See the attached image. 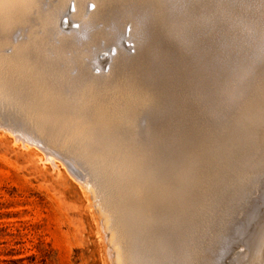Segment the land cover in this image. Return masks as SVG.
Returning <instances> with one entry per match:
<instances>
[{
  "label": "rangeland",
  "instance_id": "obj_1",
  "mask_svg": "<svg viewBox=\"0 0 264 264\" xmlns=\"http://www.w3.org/2000/svg\"><path fill=\"white\" fill-rule=\"evenodd\" d=\"M41 1H43L44 5H46V3L53 0ZM76 1L77 0H66V5L69 4L70 12L73 8V2ZM263 1L264 0H164V2L161 4L153 5L149 4L150 2H143L141 0H113L112 4L108 6V8L111 14L115 16L116 19L120 20V34L122 35L125 30L124 35L129 40H131L129 42L131 44L129 48V51L131 52L130 54H134L132 43H135L136 41V32L138 29L146 27L152 31L158 27L157 30H164V36L156 37L158 42L156 39H153V52L148 55L149 59L147 58L146 63L148 69L146 71V75H143V79L140 81V89L138 90L139 93L136 94L134 90L122 88L119 89L118 92L111 94L107 93L98 100H94L93 96H89V98L86 99L87 107H91L90 105L95 101V105L93 104V107H91L90 110L103 112L104 114L108 115L113 120V122L108 118L106 119L107 121H104L105 119H103V121H101L102 123L49 122L48 124H43L44 126H41V131L46 133V136H44L38 128L34 127L30 120L24 117L29 114H34V111L32 109L23 108L20 102L12 101L13 103H11L4 100L2 93L0 92V264H113V262L114 264H119L115 260L116 246L112 244V241H109V227H111L112 219L114 218L116 210L120 206H126L127 203H129L133 187H141L143 185V182H145V174L149 170L151 175L156 172L158 175L157 179H165V177H169V174H173L176 169L180 171V174H182L183 177H185L184 179L191 181V183L193 182L194 187L199 189L200 184L197 182V177L199 174L198 168L202 166L203 169L207 170L205 171V175L210 179V181L207 179L209 186H211L209 189L210 192L214 191L213 187L215 183L219 184L221 182V187H224V181H226L224 179H227L230 175L232 176L234 171L236 173L242 170V173L240 172V174H238L239 177L240 175L242 177L239 180V186H237L239 187L238 190L237 187L235 188L233 186L235 190L229 188V190L227 189L228 191H222L219 194L221 195L219 198L223 201H220V199L219 201L217 200L218 209L220 205L223 208L220 207V212L222 213L220 214L219 218L221 220V226L218 227L217 231L212 230L210 227L211 222L215 221L217 218L215 214L219 212V210L214 212L212 205L213 202L210 201L212 197H210V195L207 197L208 200L206 199V196L203 198V202H201V204L204 207L201 206L200 211L199 209L195 210V226L198 227L196 232L200 235L198 239V242L200 243H197V245H200L202 250H207L211 256H214L216 253L219 254V251H222L223 254L219 259L220 262L218 261L216 264H240L242 262L243 264H246L247 257H244L245 247L243 241H245V239H247L248 236L252 234V231L250 232V230L256 229L257 224L259 222L261 223V221H264V193L261 194V192H264V167H262L264 166V161H262L264 160V135H261L263 139H259L261 142L254 141L256 143L251 150L245 149L240 142V135L244 134L242 129L245 131V127L247 128L248 123H250L251 113L249 111L256 109V102L260 96H263L264 98ZM88 2L92 5V3H96V0H86V5ZM90 4L87 5V12L93 8V6L90 7ZM118 14L120 15L118 16ZM177 16L180 18V20L177 18ZM66 17L67 16H64V19H66ZM71 26H74V28L78 27V22H71ZM37 29L40 32L42 31L41 27H37ZM79 29L82 32L92 31L90 27H87L82 23H80ZM23 31L25 33L26 30H23L21 27H18L16 30L14 28L9 33L10 35L8 34V36L2 38V40L0 39V75L2 77L9 79L17 78V75H15L12 67L6 61H4V56L11 52L12 48L19 42V40L27 37L28 32L26 31L24 35ZM10 44L12 45L8 46ZM106 44H112V46H114L113 40L110 39L109 35L107 33H102L97 39L96 46L98 47ZM3 46L5 47L2 48ZM200 51L202 53H200ZM100 54L101 53H98V58L100 57ZM198 57H201V60ZM97 69L98 68L96 66L89 67L88 73L91 75L95 72L97 75L99 74L97 73ZM221 70L222 72H220ZM75 72V68L73 67L67 69V74L70 76H74ZM236 75L237 77H235ZM224 78L230 83L226 82ZM224 81L226 84H224ZM157 84H160L163 87ZM201 88L202 90H200ZM52 91V96H55V93H59L58 90L52 89ZM244 92L246 94H244ZM241 94L244 96L242 95V97ZM245 95H248L250 98ZM209 104L211 106H209ZM218 104L220 105L217 107L216 105ZM155 109H157V111ZM5 112L18 117L20 122L17 125L12 124L10 120H7L4 117L6 114ZM220 113L223 114L220 115ZM228 113L230 115H228ZM205 114H208L209 116H205ZM193 118L196 119V121L193 120ZM140 122L141 125L139 124ZM228 122H232L233 125L231 123L229 125ZM220 123L222 124L216 125ZM91 124L93 126H91ZM149 124H151V126H149ZM8 125L12 127H9ZM196 125L197 127L199 125V127L197 128ZM213 125H215V127ZM142 126L144 129H142ZM227 126L228 129L222 128ZM185 128L186 131H189L186 132ZM199 128L201 129L199 130L200 132L198 131ZM234 131L239 136H236ZM203 132L204 134L206 133L207 137H205L206 135L204 136ZM219 132L221 133L219 134ZM168 133H170L171 136ZM108 134L114 136H110ZM190 134L191 137L194 135V138L191 139L189 136ZM217 134H219V136ZM210 135L214 136L210 138ZM220 135L224 139L223 142L221 141L222 139H219L221 138ZM229 137H231V139ZM83 138L85 139L83 140ZM207 138L209 141L212 139L211 142H209ZM195 139L197 144L195 143ZM218 139L219 142H222L221 144L218 143ZM203 140H207L206 143L203 142ZM187 142L189 143L187 144ZM198 143H200V145H198ZM213 144L215 146L217 145V149L215 146H212ZM76 145L78 147H76ZM187 145H189V147H194L189 148ZM166 146L169 147V150ZM196 146L198 148H196ZM231 147H234L235 152L237 150L238 153H233L231 151L233 148ZM206 152L210 157L207 156ZM240 152L245 154L243 155ZM181 154L183 155L181 156ZM238 154L241 155V157H239ZM255 154L256 159L254 158ZM246 156H250L252 158H247ZM257 156L260 158H257ZM65 158L75 162H78L77 160H79L85 165H88L87 167L90 168L89 170H91L93 173L94 179L92 177L88 178L89 182H87V187H83V185L78 183L71 176V167H75V165L73 162L69 161V164H67L64 162V160L62 163V159ZM183 158L186 159L184 160ZM178 160L180 161V164H177ZM248 160L250 164L248 163ZM237 161L243 165L239 166L240 164L237 163ZM254 161H256L255 164L253 163ZM50 162L53 166L50 164ZM251 162L254 166L251 164ZM171 164L173 165L171 166ZM233 164L237 165L236 167L238 168H232ZM246 164L250 165L251 167H247ZM54 165H56V167ZM255 165L257 169L255 168ZM159 166H161V168L163 166V168L161 169ZM179 167L184 168V170L180 169ZM251 168L252 171H250ZM217 170L218 172H216ZM206 173L209 174L207 175ZM243 173L245 176H243ZM215 180L216 182H214ZM247 185H250V188H247L249 187ZM261 185L263 187H261ZM259 187L263 188V190ZM241 189L245 190L243 191ZM210 192L208 194H210ZM241 195L244 196L243 202L241 200ZM252 198L254 201H252ZM249 199L251 201H248ZM257 200L259 201L257 202ZM249 202L250 204H248ZM228 203L230 204L228 205ZM251 203H255L254 206H252ZM99 205L102 206L100 207ZM248 205H250V207ZM98 207H100V210ZM260 207H262V209ZM250 208L251 210H248ZM226 210L228 211L226 212ZM126 211H129V209H126ZM241 212H244L245 215ZM236 221L238 222L236 223ZM222 227H224V229ZM238 227H240L242 230H238V232H236ZM223 233L225 234L223 235ZM238 233L241 235H238ZM225 238L227 239L224 240ZM235 243H238V245L240 244L241 246H238ZM112 246L114 249H111ZM234 247L236 250H234ZM224 253L229 256L225 255ZM113 254L115 257L111 256ZM205 263H207L206 259L203 260L201 264Z\"/></svg>",
  "mask_w": 264,
  "mask_h": 264
},
{
  "label": "bare ground",
  "instance_id": "obj_2",
  "mask_svg": "<svg viewBox=\"0 0 264 264\" xmlns=\"http://www.w3.org/2000/svg\"><path fill=\"white\" fill-rule=\"evenodd\" d=\"M113 0H96V3L90 4L93 8L87 12L86 0H77L73 2L72 11H69V4L66 5V0H53L44 5L41 0H0V39L8 36V34L18 27L25 29L28 32L27 37L19 40L14 45L11 52L4 56L6 61L17 75L16 79H9L0 75V92L3 99L13 103L20 102L23 108L32 109L34 114L23 116L30 120L34 127L40 131L43 124L49 122L58 123H78V122H101L103 119H111L103 112L90 110L95 105V101L87 107L86 99L89 96H93L94 100H98L107 93L118 92L119 89L126 88L134 90L137 94L140 89V81L143 79V75H146L148 67L146 66L148 55L153 52L154 43L153 39L157 40V36H164V30H155L141 28L136 32V41L132 43L133 53L129 51L131 44L124 32L120 34V20L116 19L111 14L108 6L112 4ZM136 1V0H135ZM143 2H150L149 4L158 5L164 2V0H141ZM167 1V0H166ZM242 1V0H241ZM189 2V1H188ZM264 2V1H263ZM70 3V2H69ZM140 3V2H139ZM238 3V2H237ZM241 3V2H240ZM244 3V2H243ZM251 3V2H250ZM72 4V3H71ZM259 4V3H258ZM240 5V4H238ZM191 6V5H190ZM243 6V5H242ZM245 6V5H244ZM217 7V6H216ZM34 8V9H33ZM164 8V7H163ZM33 9V11H32ZM186 9V8H185ZM245 9V8H244ZM117 10V9H116ZM179 10V9H178ZM194 11V10H193ZM243 11V10H241ZM240 11V12H241ZM115 12V11H114ZM121 12V11H119ZM180 12V11H179ZM245 12V11H244ZM255 12V11H254ZM258 13V12H256ZM34 14V15H33ZM115 14V13H114ZM173 14V13H172ZM180 14V13H179ZM188 14V13H187ZM193 14V13H192ZM241 14V13H240ZM120 14H118L119 16ZM242 15V14H241ZM246 15V14H245ZM260 15V14H259ZM64 16H67L64 19ZM173 16V15H172ZM185 16V15H184ZM236 16V15H235ZM252 16V14H251ZM257 16V15H256ZM181 17V16H180ZM63 18V19H62ZM178 18V16H177ZM224 18V17H223ZM257 18V17H256ZM255 18V19H256ZM180 20V18H178ZM177 19V20H178ZM191 19V18H190ZM261 19V18H260ZM63 20V21H62ZM123 20V19H122ZM129 21V20H128ZM213 21V20H212ZM252 21V20H251ZM250 21V22H251ZM258 21V20H257ZM71 22H78V27L71 26ZM90 27L91 32H82L79 29L80 23ZM179 22V21H178ZM177 22V23H178ZM201 22V20H200ZM128 23V22H127ZM126 23V25H127ZM197 23V22H196ZM259 23V22H258ZM179 24V23H178ZM177 24V25H178ZM195 24V23H194ZM253 24V23H252ZM197 25V24H196ZM211 25V24H210ZM221 25V24H220ZM77 26V25H76ZM193 26V25H192ZM250 26V25H248ZM37 27H41L42 31H38ZM124 27V26H123ZM129 27V26H128ZM191 27V26H189ZM228 27V26H227ZM67 28V29H66ZM82 28V27H81ZM166 28V27H165ZM172 28V27H171ZM206 28V27H205ZM214 28V27H213ZM226 28V27H225ZM126 29V28H125ZM191 29V28H190ZM206 30V29H205ZM212 30V28H211ZM25 31V33H26ZM128 31V29H127ZM204 31V30H203ZM185 32V31H184ZM221 32V31H219ZM15 33V32H14ZM24 33V31H23ZM24 33V35H25ZM102 33H107L112 44L96 46L97 39ZM167 33V32H166ZM190 33V32H189ZM223 33V32H222ZM196 34V33H195ZM207 34V33H206ZM262 34V33H261ZM260 34V35H261ZM10 35V34H9ZM20 35V34H19ZM180 35V34H179ZM188 35V34H187ZM192 35V34H191ZM190 35V36H191ZM194 35V34H193ZM198 35V34H197ZM189 36V39H190ZM13 37V36H12ZM23 37V36H22ZM222 37V36H221ZM241 37V36H240ZM171 38V37H170ZM9 39V38H8ZM162 39V38H161ZM192 39V38H191ZM206 39V38H205ZM228 39V38H227ZM14 40V39H13ZM165 40V39H164ZM194 40V39H193ZM200 40V39H199ZM5 41V40H4ZM14 42V41H13ZM158 42V40H157ZM195 42V41H194ZM193 42V43H194ZM222 42V41H221ZM260 42V41H259ZM2 43V41H1ZM103 43V42H102ZM166 43V42H165ZM215 43V42H214ZM218 43V42H217ZM175 44V43H174ZM219 44V43H218ZM223 44V42H222ZM226 44V43H225ZM233 44V43H232ZM5 45V44H4ZM12 44L8 45L11 46ZM156 45V44H155ZM173 45V44H172ZM182 45V43H181ZM257 45V44H256ZM6 46V45H5ZM3 46L2 48H4ZM170 46V45H169ZM177 46V45H176ZM186 46V45H185ZM220 46V45H219ZM216 47V46H215ZM222 47V45H221ZM229 47V46H228ZM263 47V46H262ZM261 47V48H262ZM7 48V47H6ZM196 48V47H195ZM220 48V47H218ZM9 49V48H8ZM211 50V49H210ZM248 50V49H247ZM80 51V53H79ZM206 51V49H205ZM216 51V50H215ZM224 51V50H223ZM241 51V50H240ZM174 52V50H173ZM177 52V51H176ZM208 52V51H207ZM210 52V51H209ZM219 52V51H218ZM96 53V54H95ZM98 53H101L98 58ZM164 53V52H163ZM162 53V54H163ZM187 53V52H186ZM189 53V52H188ZM200 53H202L200 51ZM232 53V52H231ZM239 53V52H238ZM252 53V52H251ZM261 53V52H260ZM95 54V58H94ZM174 54V53H173ZM211 54V53H210ZM170 55V54H169ZM198 55V54H197ZM201 55V54H199ZM212 55V54H211ZM204 56V55H203ZM260 56V55H259ZM86 57V58H85ZM152 57V56H151ZM159 57V56H158ZM173 57V56H172ZM241 57V55H240ZM244 57V56H243ZM160 58V57H159ZM162 58V57H161ZM199 58V57H198ZM201 58V57H200ZM199 58V59H200ZM210 58V56H209ZM229 58V57H228ZM238 58V56H237ZM149 59V58H148ZM152 59V58H151ZM173 59V58H172ZM197 59V58H196ZM214 59V58H213ZM224 59V58H223ZM230 59V58H229ZM248 59V58H247ZM195 60V59H193ZM201 60V59H200ZM227 60V59H225ZM236 60V59H235ZM183 61V60H182ZM203 61V59H202ZM166 62V61H165ZM199 62V61H197ZM250 62V61H249ZM154 63V62H153ZM152 63V64H153ZM202 63V62H201ZM225 63V62H224ZM4 64V63H3ZM151 64V63H150ZM177 64V63H176ZM205 64V63H204ZM221 65V64H220ZM240 65V64H239ZM8 66V65H7ZM96 66L99 74L88 73L89 67ZM171 66V65H170ZM218 66V65H217ZM75 68V75L70 76L67 74V69ZM212 68V67H211ZM238 68V67H237ZM256 68V67H255ZM156 69V68H155ZM166 69V68H165ZM164 69V70H165ZM249 69V68H248ZM252 69V68H251ZM217 70V69H216ZM240 70V69H239ZM250 70V69H249ZM93 71V70H92ZM154 71V70H153ZM244 71V70H243ZM7 72V71H6ZM171 72V71H170ZM222 72V70L220 71ZM234 72V71H233ZM4 73V72H3ZM212 73V72H210ZM246 73V72H245ZM249 73V72H248ZM247 73V74H248ZM262 73V72H261ZM260 73V74H261ZM264 73V72H263ZM6 74V73H4ZM3 74V75H4ZM160 74V73H159ZM195 74V73H194ZM256 74V73H255ZM213 75V74H212ZM235 75V74H234ZM249 75V74H248ZM247 76V75H246ZM150 77V75H149ZM176 77V76H175ZM233 77V76H232ZM237 77V75L235 76ZM249 77V76H248ZM254 77V76H252ZM251 77V79H252ZM153 78V77H152ZM179 78V77H178ZM241 78V77H240ZM246 78V77H245ZM225 79V78H224ZM255 79V78H254ZM213 80V79H212ZM215 80V79H214ZM217 80V79H216ZM220 80V79H219ZM226 82L227 79H225ZM243 80V79H242ZM249 80V79H247ZM257 80V79H256ZM155 81V80H154ZM246 81V80H244ZM252 81V80H251ZM143 82V81H142ZM215 82V81H214ZM225 82V81H224ZM226 82L224 84H226ZM249 82V81H248ZM253 82V81H252ZM158 83V82H157ZM218 83V82H217ZM230 83V82H228ZM232 83V82H231ZM255 83V82H254ZM257 83V81H256ZM169 84V83H168ZM172 84V83H171ZM247 84V83H246ZM260 84V83H258ZM160 85V84H157ZM167 85V84H166ZM210 85V84H209ZM238 85V84H237ZM236 85V87H237ZM243 85V84H242ZM250 85V83H249ZM161 86V85H160ZM205 86V85H204ZM235 86V85H234ZM248 86V85H247ZM256 86V85H255ZM262 86V85H261ZM163 87V86H161ZM213 87V86H212ZM165 88V87H164ZM220 88V87H219ZM238 88V87H237ZM262 88V87H261ZM52 89L58 90L59 93H55L52 96ZM163 89V88H162ZM204 89V88H203ZM206 89V88H205ZM142 90V89H141ZM202 90V88L200 89ZM224 90V89H223ZM258 90V88H257ZM156 91V90H155ZM207 91V90H206ZM213 91V90H212ZM225 91V90H224ZM240 91V90H239ZM245 91V90H244ZM52 92V93H51ZM146 92V91H145ZM154 92V91H153ZM166 92V91H165ZM208 92V91H207ZM211 92V91H210ZM228 92V91H227ZM246 92V91H245ZM244 92V94H246ZM259 92V90H258ZM257 92V93H258ZM147 93V92H146ZM202 93V91H201ZM233 93V92H232ZM231 93V94H232ZM243 93V91H242ZM256 93V92H255ZM211 94V93H210ZM230 94V95H231ZM249 94V93H248ZM253 94V93H252ZM251 94V95H252ZM188 95V94H187ZM204 95V94H202ZM201 95V96H202ZM214 95V94H213ZM229 95V94H228ZM233 95V94H232ZM243 94H241L242 96ZM250 95V94H249ZM1 96V97H2ZM200 96V97H201ZM205 96V95H204ZM218 96V94H217ZM240 96V95H239ZM244 96V95H243ZM242 96V97H243ZM248 97V95H245ZM253 96V95H252ZM225 97V96H224ZM236 97V96H235ZM146 98V97H145ZM203 98V97H202ZM217 98V97H216ZM250 98V97H248ZM247 98V99H248ZM252 98V97H251ZM159 99V98H158ZM164 99V98H163ZM197 99V97H196ZM207 99V98H206ZM220 99V98H219ZM218 99V100H219ZM229 99V98H228ZM245 99V97H244ZM243 99V100H244ZM201 100V99H200ZM205 100V99H203ZM216 100V99H215ZM217 100V101H218ZM242 100V98H241ZM240 100V101H241ZM13 101V102H12ZM127 101V100H126ZM222 101V100H221ZM231 101V100H230ZM235 101V100H232ZM238 101V100H237ZM3 102V101H2ZM1 102V103H2ZM167 102V101H166ZM209 102V101H208ZM248 102V101H247ZM148 103V102H147ZM192 103V102H191ZM201 104L200 102H198ZM205 103V102H203ZM213 103V102H211ZM210 103V104H211ZM217 103V102H216ZM222 103V102H221ZM232 103V102H231ZM244 103V102H243ZM256 109L249 111L251 113L250 123L248 127H245L244 134L240 135L241 145L245 149H252L256 142L260 141L261 135H264V98L260 96L256 102ZM17 104V103H16ZM19 104V103H18ZM196 104V103H195ZM209 104V106H211ZM242 104V103H241ZM240 104V105H241ZM246 104V103H244ZM156 105V104H155ZM159 105V104H158ZM220 104L216 105L217 107ZM237 105V104H236ZM20 106V105H19ZM141 106V105H140ZM167 106V105H166ZM171 106V105H170ZM198 106V105H197ZM204 106V105H202ZM201 106V108H202ZM242 106V105H241ZM3 107V106H2ZM205 107V106H204ZM214 107V106H213ZM216 107V109H217ZM225 107V106H224ZM223 107V108H224ZM229 107V106H228ZM250 107V106H249ZM12 108V107H11ZM169 108V107H168ZM226 108V107H225ZM237 108V107H236ZM241 108V107H240ZM251 108V107H250ZM208 109V107H207ZM210 109V108H209ZM215 109V112H216ZM234 109V107H233ZM243 109V107H242ZM23 110V109H22ZM157 111V109H155ZM191 110V109H190ZM224 110V109H223ZM239 110V109H237ZM236 110V111H237ZM28 111V110H27ZM155 111V113H156ZM188 111V109H187ZM209 111V110H208ZM206 111V112H208ZM228 111V110H227ZM234 111V110H233ZM243 111V110H242ZM8 112V111H7ZM148 112V111H147ZM196 112V111H195ZM203 112V111H202ZM6 113V112H5ZM10 113V112H9ZM158 113V112H157ZM246 113V112H245ZM25 114V113H24ZM209 114V113H208ZM208 114H205L207 116ZM214 114V113H213ZM223 113H220L222 115ZM240 114V112H239ZM243 114V112H242ZM184 115V114H183ZM228 115H230L228 113ZM140 116V115H139ZM182 116V115H181ZM209 116V115H208ZM214 116V115H213ZM247 116V115H246ZM4 117L10 120L12 124L17 125L20 121L18 117L11 114H5ZM122 117V116H121ZM154 117V116H153ZM188 117V116H186ZM184 117L185 119H187ZM220 117V116H219ZM228 117V116H227ZM146 118V117H145ZM150 118V117H149ZM179 118V117H177ZM183 118V119H184ZM206 118V117H205ZM204 118V119H205ZM212 118V117H211ZM223 118V117H222ZM234 118V116H233ZM23 119V118H21ZM131 119V118H130ZM241 119V118H240ZM112 120V119H111ZM154 120V119H153ZM196 121V119L193 118ZM192 120V121H193ZM208 120V119H207ZM222 120V119H221ZM225 120V119H224ZM227 120V119H226ZM248 120V119H247ZM141 121V120H140ZM144 121V120H143ZM150 121V120H149ZM223 121V120H222ZM232 121V120H231ZM235 121V120H234ZM240 121V120H239ZM110 122V121H109ZM113 122V120H112ZM124 122V121H123ZM151 122V121H150ZM194 122V121H193ZM211 122V121H210ZM224 122V121H223ZM227 122V121H225ZM233 122V121H232ZM232 122H230L232 124ZM236 122V121H235ZM102 123V122H101ZM105 123V122H103ZM111 123V122H110ZM128 123V122H127ZM175 123V121H174ZM217 123V122H216ZM229 123V122H228ZM229 123V125H230ZM241 123V122H240ZM263 123V124H261ZM88 124V123H87ZM141 125V122L139 123ZM195 124V123H194ZM212 124V123H210ZM216 124V125H221ZM247 124V123H246ZM245 124V126H246ZM99 125V124H98ZM109 125V123H108ZM148 125V123H147ZM200 125V124H199ZM198 125V127H199ZM205 125V123H204ZM209 125V122H208ZM227 125V124H226ZM233 125V124H232ZM235 125V124H234ZM4 126V125H3ZM9 126V125H8ZM91 126H93L91 124ZM114 126V125H113ZM146 126V125H145ZM151 126V124H149ZM192 126V125H191ZM202 126V125H201ZM200 126V127H201ZM215 127V125H213ZM224 126V125H223ZM238 126V125H237ZM236 126V127H237ZM243 126V124H242ZM263 126V128H262ZM6 127V126H4ZM12 127V126H9ZM81 127V126H80ZM111 127V125H110ZM143 127V126H142ZM141 127V128H142ZM177 127V126H176ZM197 127V125H196ZM197 127V128H198ZM207 127V126H206ZM234 127V126H233ZM90 128V127H89ZM134 128V127H133ZM149 128V127H148ZM220 128V127H219ZM223 129L227 127H222ZM231 128V126H230ZM239 128V127H238ZM241 128V127H240ZM3 129V128H2ZM8 129V127H7ZM16 129V128H15ZM14 129V130H15ZM86 129V128H85ZM95 129V128H94ZM144 129V127L142 128ZM174 129V128H173ZM176 129V128H175ZM195 129V128H194ZM203 129V127H202ZM205 129V128H204ZM209 129V128H208ZM212 129V125H211ZM232 129V128H231ZM96 130V129H95ZM102 130V129H100ZM106 130V129H105ZM139 130V128H138ZM177 130V129H176ZM184 130V129H182ZM201 130L200 128L198 131ZM215 130V128H214ZM220 130V129H218ZM11 131V130H10ZM114 131V130H113ZM112 131V133H113ZM133 131V130H132ZM147 131V129H146ZM186 131V128H185ZM189 131V130H188ZM186 131V132H188ZM207 131V130H206ZM205 131V132H206ZM224 131V130H223ZM241 131V130H240ZM15 132V131H14ZM18 132V131H17ZM20 132V131H19ZM44 136L46 133L41 131ZM77 132V131H76ZM109 132V131H108ZM136 132V131H135ZM149 132V131H148ZM173 132V130H172ZM200 132V131H199ZM208 132V131H207ZM222 132V131H221ZM219 132V134L221 133ZM235 132V131H234ZM90 133V132H89ZM111 133V132H110ZM115 133V132H114ZM117 133V132H116ZM191 133V132H190ZM223 133V132H222ZM233 133V132H232ZM15 134V133H14ZM67 134V133H66ZM72 134V133H71ZM95 134V132H94ZM127 134V133H126ZM129 134V133H128ZM170 134V133H168ZM177 134V133H176ZM184 134V132H183ZM199 134V133H198ZM204 134V132H203ZM202 134V135H203ZM219 134H217L219 136ZM229 134V133H228ZM236 134V132H235ZM17 135V134H16ZM15 135V136H16ZM22 135V134H20ZM104 135V134H103ZM102 135V136H103ZM110 135V134H108ZM175 135V134H174ZM186 135V133H185ZM188 135V134H187ZM196 135V134H195ZM206 133L204 134V136ZM212 135V134H211ZM210 135V136H211ZM216 135V136H217ZM231 135V133H230ZM234 135V134H233ZM18 136V135H17ZM105 136V135H104ZM114 136V135H110ZM118 136V135H117ZM137 136V135H135ZM171 136V134H170ZM179 136V135H177ZM190 138L191 134L189 135ZM188 136V137H189ZM208 136V137H210ZM214 136V135H213ZM211 136L210 138H212ZM215 136V137H216ZM228 136V135H227ZM236 136H239L236 134ZM20 137V136H19ZM73 137V136H72ZM87 137V135H86ZM95 137V136H94ZM106 137V136H105ZM109 137V136H108ZM116 137V136H115ZM199 137V136H198ZM201 137V135H200ZM207 137V135L205 136ZM203 137V138H205ZM221 137V135H220ZM15 138V137H14ZM18 138V137H17ZM22 138V137H21ZM20 138V140H21ZM99 138V137H98ZM112 138V137H110ZM117 138V137H116ZM115 138V140H116ZM140 138V137H139ZM142 138V137H141ZM145 138V137H144ZM165 138V137H164ZM178 138V137H177ZM189 138V139H190ZM225 138V137H224ZM231 139V137H229ZM261 138V139H260ZM78 139V138H77ZM85 138H83L84 140ZM97 139V138H96ZM114 139V138H112ZM175 139V138H174ZM187 139V138H186ZM201 139V138H200ZM214 139V138H213ZM221 141L223 142V138ZM218 143H222L219 142ZM260 139V140H259ZM15 140V139H14ZM18 140V139H17ZM79 140V139H78ZM166 140V139H165ZM182 140V139H179ZM208 140V138H207ZM207 140H203L206 143ZM212 140V139H211ZM211 140L209 142H211ZM226 140V138H225ZM235 140V139H234ZM237 140V139H236ZM22 141V140H21ZM20 141V142H21ZM86 141V140H85ZM84 141V142H85ZM94 141V140H93ZM99 141V140H98ZM103 141V140H102ZM101 141V143H102ZM110 141V140H109ZM118 141V140H117ZM145 141V140H144ZM162 141V140H161ZM164 141V140H163ZM176 141V139H175ZM182 142V141H181ZM180 142V143H181ZM193 142V141H189ZM187 142V144L189 143ZM214 142V141H213ZM212 142V143H213ZM261 142V141H260ZM264 142V140H263ZM26 143V142H25ZM78 143V142H76ZM90 143V142H89ZM93 143V142H92ZM99 143V142H98ZM107 143V142H106ZM104 143V144H106ZM119 143V142H118ZM168 143V142H165ZM195 143L196 139H195ZM194 143V144H195ZM85 144V143H84ZM83 144V146H84ZM94 144V143H93ZM103 144V143H102ZM113 144V143H112ZM154 144V143H153ZM182 144V143H181ZM208 144V143H207ZM215 144V143H214ZM212 145L213 147L215 145ZM232 144V143H231ZM234 144V143H233ZM237 144V142H236ZM235 144V145H236ZM259 144V143H258ZM23 145V144H22ZM30 145V144H29ZM66 145V144H65ZM108 145V144H107ZM116 145V144H114ZM169 145V144H168ZM173 145V144H172ZM171 147L173 148V146ZM183 145V144H182ZM200 145V143H198ZM209 145V144H208ZM219 145V144H218ZM229 146L228 144H226ZM240 145V144H239ZM264 145V144H263ZM97 146V145H96ZM109 146V145H108ZM122 146V145H121ZM163 146V145H162ZM165 146V145H164ZM185 146V145H184ZM189 147V145H187ZM211 146V147H212ZM217 146V145H216ZM215 146V148H216ZM226 146V147H227ZM259 146V145H258ZM257 146V147H258ZM76 147H78L76 145ZM81 147V146H80ZM102 147V146H101ZM113 147V146H112ZM111 147V148H112ZM167 147V146H166ZM170 147V148H171ZM182 147V146H180ZM187 147V148H188ZM194 147V146H193ZM189 147V148H193ZM220 147V145H219ZM235 147V146H234ZM234 147H231V151L236 154ZM242 147V146H241ZM68 148V147H67ZM86 148V147H85ZM89 148V147H88ZM110 148V147H109ZM114 148V147H113ZM127 148V147H126ZM185 148V147H184ZM196 148H198L196 146ZM202 148V147H201ZM223 148V147H221ZM263 148V146H262ZM261 148V149H262ZM76 149V148H75ZM97 149V148H96ZM103 149V147H102ZM163 149V148H161ZM169 150V147H167ZM183 149V148H182ZM213 149V148H212ZM217 149V148H216ZM220 149V148H219ZM225 149V148H223ZM227 149V148H226ZM229 149V151H230ZM244 149V151H245ZM256 149V148H255ZM258 149V148H257ZM260 149V148H259ZM44 150V149H43ZM165 150V149H164ZM184 150V149H183ZM182 150V151H183ZM192 150V149H190ZM189 150V152H190ZM196 150V149H195ZM201 150V149H200ZM47 151V150H46ZM177 151V150H176ZM181 151V150H179ZM178 151V153H179ZM185 151V150H184ZM198 151V150H197ZM228 151V150H227ZM226 151V152H227ZM188 152V151H187ZM186 152V153H187ZM188 152V153H189ZM246 152V151H245ZM250 152V151H249ZM253 152V151H251ZM45 153V152H44ZM81 153V152H80ZM94 153V152H93ZM177 153V152H176ZM181 153V152H180ZM187 153V154H188ZM191 153V152H190ZM207 153V152H206ZM205 153V154H206ZM216 153V152H215ZM238 153V152H237ZM241 153V152H240ZM239 153V154H240ZM185 154V153H184ZM212 154V153H211ZM218 154V153H217ZM232 154V153H231ZM238 154V155H239ZM243 154V152L241 153ZM245 154V153H244ZM243 154V155H244ZM117 155V154H116ZM162 155V154H161ZM174 155V153H173ZM183 154H181L182 156ZM215 155V154H214ZM220 155V154H219ZM226 155V154H225ZM224 155V156H225ZM228 155V154H227ZM247 155V154H246ZM249 155V154H248ZM260 155V154H258ZM263 155V154H262ZM49 156V155H48ZM178 156V155H177ZM189 156V155H188ZM208 156V153H207ZM229 156V155H228ZM162 157V156H161ZM168 157V155H167ZM166 157V158H167ZM187 157V156H186ZM204 157V156H203ZM210 157V156H208ZM231 157V156H230ZM238 157V156H237ZM241 157V155H239ZM243 157V156H242ZM247 158L250 156H246ZM45 158V157H44ZM56 158V157H55ZM119 158V157H118ZM165 158V157H164ZM172 158V156H171ZM188 158V157H187ZM193 158V157H192ZM197 158V157H196ZM228 158V157H226ZM234 158V157H233ZM244 158V157H243ZM252 158V157H250ZM249 158V159H250ZM256 159V154L254 156ZM257 158H260L257 156ZM262 158V157H261ZM62 159L65 163L73 162L75 167H71V176L83 187H87L88 178L94 175L89 170L87 164L77 160L78 162L71 161L69 159ZM184 160L186 158H183ZM190 159V158H189ZM212 159V158H210ZM216 159V157H215ZM214 159V161H215ZM225 159V158H224ZM230 159V158H229ZM238 159V158H236ZM254 159V160H255ZM264 159V158H263ZM52 160V159H51ZM50 160V161H51ZM61 160V159H60ZM59 160V161H60ZM119 160V159H118ZM121 160V159H120ZM172 160V159H171ZM206 160V159H205ZM220 160V159H219ZM223 160V159H222ZM227 160V159H225ZM232 160V159H231ZM244 160V159H243ZM251 160V159H250ZM49 161V160H48ZM69 161V162H68ZM165 161V160H164ZM179 161V160H178ZM180 164V161L178 162ZM191 161V160H189ZM196 161V160H195ZM194 161V162H195ZM217 161V160H216ZM233 161V160H232ZM246 161V160H245ZM252 161V160H251ZM257 161V160H256ZM256 161L253 163L255 164ZM260 161V160H258ZM264 161V160H262ZM176 162V160H175ZM197 162V161H196ZM209 162V161H207ZM228 162V161H227ZM234 162V161H233ZM243 162V161H242ZM160 163V162H159ZM170 163V162H169ZM184 163V162H183ZM198 163V162H197ZM201 163V162H200ZM226 163V162H225ZM237 163H239L237 161ZM249 163V160H248ZM251 162V164L253 165ZM51 164V162H50ZM55 164V163H53ZM66 164V165H67ZM72 164V163H71ZM162 164V163H161ZM229 164V162H228ZM227 164V165H228ZM236 164V163H235ZM233 164L234 169L238 168ZM240 164V163H239ZM238 164V165H239ZM250 164V163H249ZM261 164V163H260ZM264 164V162H263ZM52 165V164H51ZM71 165V166H74ZM164 165V164H163ZM170 165V164H169ZM173 164H171L172 166ZM175 165V164H174ZM184 165V164H183ZM189 165V164H188ZM196 165V164H195ZM199 165V164H198ZM220 165V164H219ZM224 165V164H223ZM240 164L239 166H242ZM247 167L250 165L246 164ZM53 166V165H52ZM56 167V165H54ZM68 166V165H67ZM149 166V165H148ZM170 166V167H171ZM202 166V165H201ZM230 166V165H229ZM232 166V165H231ZM254 166V165H253ZM259 166V165H257ZM161 168V166H159ZM168 167V166H167ZM203 167V166H202ZM202 167L198 168L199 174L197 182L200 184V188L194 187V183L184 179L185 177L180 174V171L175 169L173 174H169V177L165 179H157L158 175L154 172L152 175L150 170L145 174V182L141 187L134 186L131 193V199L126 206H120L112 219L109 241L116 246V261L120 264H201L203 260H207L205 264H216L222 256V251L219 254L216 253L211 256L207 250H202L198 242L200 237L197 233V226H195V210L203 206V198L210 195L213 202L214 212L218 211L215 216V221L211 222L210 227L212 230L217 231L220 227V207L218 209L219 195L222 191L226 192L229 188L234 189L239 186V180L242 177L238 174L240 172H233L232 176L224 179L225 185L221 187V182L215 183L213 189L210 192L208 180L209 177L205 175L206 169ZM210 167V166H209ZM213 167V166H212ZM224 167V166H222ZM244 167V166H243ZM251 167V166H250ZM264 167V166H262ZM101 168V167H100ZM163 168V166H162ZM161 168V169H162ZM169 168V167H168ZM180 169L181 168L179 167ZM220 168V167H219ZM255 168L257 169L256 165ZM254 168V169H255ZM260 168V167H259ZM189 169V168H188ZM187 169V170H188ZM194 169V168H193ZM192 169V171H193ZM217 169V168H216ZM255 169V171H256ZM102 170V169H101ZM105 170V169H104ZM125 170V169H124ZM167 170V169H165ZM173 170V169H172ZM190 170V169H189ZM246 170V167H245ZM249 170V169H248ZM164 171V170H163ZM162 171V172H163ZM191 171V170H190ZM221 171V170H220ZM226 171V170H225ZM231 171V170H230ZM244 171V170H243ZM252 171V168L250 169ZM70 172V169H69ZM101 172V171H100ZM99 172V173H100ZM161 172V170H160ZM214 172V170H213ZM218 172V170L216 171ZM223 172V171H222ZM231 172V173H232ZM165 173V172H163ZM190 173V172H189ZM196 173V172H195ZM242 173V172H241ZM246 173V172H245ZM259 173V172H258ZM187 174V173H186ZM207 175L209 173H206ZM218 174V173H217ZM244 174V173H243ZM160 175V174H159ZM163 175V174H162ZM166 175V174H164ZM214 175V174H213ZM222 175V174H221ZM226 175V174H225ZM229 175V174H228ZM245 176V174L243 175ZM160 177V176H159ZM193 177V176H192ZM208 177V178H207ZM226 177V176H225ZM239 177V179H238ZM250 177V176H249ZM113 178V177H112ZM194 178V177H193ZM246 178V177H245ZM252 178V177H251ZM196 179V178H195ZM193 179V180H195ZM208 179V180H207ZM255 179V178H254ZM192 180V181H193ZM248 181V180H245ZM260 181V180H259ZM216 182V180L214 181ZM253 182V181H250ZM223 183V182H222ZM263 183V182H262ZM118 184V183H116ZM214 184V183H213ZM212 184V185H213ZM260 185V184H259ZM258 185V186H259ZM245 186V185H244ZM250 188V185H247ZM264 186V183H263ZM261 185V187H263ZM120 187V186H119ZM246 187V186H245ZM241 187V188H245ZM116 188V187H115ZM123 188V187H122ZM239 187H237L238 190ZM257 188V187H256ZM260 188V187H259ZM258 188V189H259ZM93 189V188H91ZM212 189V190H213ZM228 189V190H227ZM263 190V188H260ZM259 189V190H260ZM201 190V191H200ZM235 190V189H234ZM240 190V189H239ZM245 190V189H241ZM257 190V189H256ZM261 190V191H262ZM87 191V190H86ZM116 191V190H115ZM231 191V190H230ZM247 191V190H246ZM210 192V194H208ZM233 192V191H231ZM241 192V191H240ZM239 192V193H240ZM251 192V191H250ZM259 192V191H258ZM93 193V192H92ZM104 193V192H103ZM109 193V192H108ZM228 193V192H227ZM260 193V192H259ZM264 192H261V194ZM206 194V195H204ZM224 194V193H223ZM242 194V192H241ZM253 194V193H252ZM256 194V193H255ZM91 195V194H90ZM219 195V196H218ZM259 195V194H258ZM264 195V194H263ZM227 196V195H226ZM242 202L243 197L242 196ZM252 197V196H251ZM93 198V194H92ZM114 198V197H113ZM223 198V196H222ZM227 198V197H225ZM240 198V197H239ZM96 199V198H95ZM229 199V198H228ZM227 199V200H228ZM232 199V197H231ZM246 199V197H245ZM259 199V198H258ZM122 200V199H121ZM208 200V199H207ZM226 200V201H227ZM97 201V200H95ZM100 201V200H99ZM123 201V200H122ZM220 201H223L220 199ZM248 201H251L250 199ZM247 201V202H248ZM252 201L253 198H252ZM259 200H257L258 202ZM94 202V201H93ZM98 202V201H97ZM96 202V204H97ZM102 202V201H101ZM113 202V201H112ZM127 202V201H126ZM207 202V201H205ZM235 202V201H233ZM232 202V203H233ZM246 202V201H245ZM256 202V203H257ZM114 203V202H113ZM120 203V202H119ZM117 203V204H119ZM227 203V202H226ZM237 203V202H236ZM205 204V203H204ZM210 204V203H209ZM215 204V205H214ZM230 203H228L229 205ZM246 204V203H245ZM250 204V202L248 203ZM255 204V203H254ZM254 204L251 203L252 206ZM263 204V203H262ZM94 205V204H93ZM257 205V204H256ZM100 206V205H99ZM102 206V205H101ZM100 206V207H101ZM115 206V205H114ZM234 206V205H232ZM231 206V207H232ZM250 207V205H248ZM251 206V207H252ZM100 207L98 209L100 210ZM204 207V206H203ZM217 207V208H216ZM235 207V206H234ZM233 207V209H234ZM104 208V207H103ZM206 208V207H205ZM223 208V207H221ZM262 209V207H260ZM96 209V208H95ZM129 209V211H126ZM212 209V208H211ZM204 210V209H203ZM225 210V209H224ZM223 210V211H224ZM230 210V209H229ZM248 210H251L248 209ZM260 210V209H259ZM104 211V210H103ZM102 211V212H103ZM111 211V209H110ZM109 211V212H110ZM228 210H226L227 212ZM100 212V211H99ZM107 212V211H106ZM197 212V211H196ZM203 212V211H202ZM212 212V211H211ZM225 212V211H224ZM245 212V211H244ZM244 212L242 214H244ZM104 213V212H103ZM198 213V212H197ZM201 213V212H200ZM247 213V210H246ZM252 213V212H251ZM102 214V213H101ZM99 214V215H101ZM211 214V213H210ZM209 214V215H210ZM227 214V213H226ZM225 214V215H226ZM233 214V213H232ZM98 215V216H99ZM200 215V214H199ZM198 215V216H199ZM203 215V214H202ZM245 215V214H244ZM227 216V215H226ZM243 216V215H240ZM251 216V215H250ZM99 218V217H98ZM107 218V217H106ZM105 218V219H106ZM245 218V216H244ZM206 219V218H205ZM212 219V218H211ZM247 219V215H246ZM244 220V219H243ZM261 220V219H260ZM264 220V219H263ZM106 221V220H105ZM248 221V220H247ZM203 222V219H202ZM205 222V221H204ZM233 222V221H232ZM238 221H236L237 223ZM240 222V219H239ZM242 222V221H241ZM249 222V221H248ZM105 223V222H104ZM231 223V222H230ZM240 224V223H239ZM242 224V223H241ZM203 225V224H202ZM206 225V224H205ZM231 225V224H230ZM238 225V224H237ZM245 225V224H244ZM199 226V225H198ZM239 226V225H238ZM242 226V225H240ZM256 226V225H254ZM204 227V226H203ZM245 227V226H244ZM243 227V228H244ZM200 228V227H199ZM202 228V227H201ZM224 229V227H222ZM231 228V227H230ZM236 228V227H235ZM222 229V231H223ZM229 229V228H228ZM108 230V229H107ZM209 230V229H207ZM235 230V229H234ZM240 227L236 230L238 232ZM221 231V232H222ZM252 234L248 236L244 243L245 253L244 257H247L246 264H264V221L257 224L256 229L250 230ZM234 232V233H236ZM241 233V232H240ZM238 233V235H241ZM225 233H223L224 235ZM243 234V233H242ZM248 234V233H247ZM244 235V234H243ZM230 236V235H229ZM232 236V235H231ZM237 236V235H236ZM235 236V237H236ZM202 237V236H201ZM227 237V236H226ZM242 237V236H241ZM232 238V237H231ZM230 238V239H231ZM201 239V238H200ZM203 239V238H202ZM225 238L224 240H226ZM233 239V238H232ZM236 239V238H235ZM234 239V240H235ZM238 239V238H237ZM216 240V239H215ZM221 240V239H220ZM229 240V238H228ZM230 241V240H229ZM209 242V241H208ZM222 242V240H221ZM226 242V241H225ZM237 242V241H236ZM228 243V241H227ZM226 243V244H227ZM230 243V242H229ZM234 243V242H233ZM232 243V244H233ZM223 244V242H222ZM231 244V243H230ZM236 244V243H235ZM220 245V243H219ZM224 245V244H223ZM238 245V243L236 244ZM238 246H241L240 244ZM236 247V246H235ZM234 247V250H236ZM219 248V246H218ZM225 248V247H224ZM231 248V247H230ZM111 249H114L113 246ZM212 249V248H211ZM221 249V248H220ZM247 249V250H246ZM112 251V250H111ZM110 251V252H111ZM235 252V251H233ZM240 252V251H239ZM243 252V251H242ZM241 253V252H240ZM225 254V253H224ZM227 255V254H225ZM243 255V253H242ZM240 255V256H242ZM111 256H114L111 255ZM114 256V257H115ZM229 256V255H227ZM233 256V255H231ZM239 256V258H240ZM113 257V258H114ZM229 258V257H228ZM243 258V257H242ZM244 258V259H245ZM202 260V261H200ZM225 261V260H224ZM112 262V261H111ZM220 262V261H219ZM114 264V262H113ZM117 264V263H116ZM235 264V263H232ZM239 264V263H238ZM240 264H243L240 263Z\"/></svg>",
  "mask_w": 264,
  "mask_h": 264
}]
</instances>
